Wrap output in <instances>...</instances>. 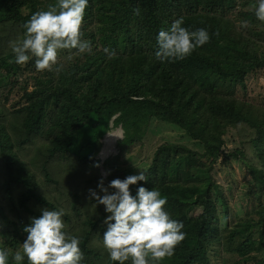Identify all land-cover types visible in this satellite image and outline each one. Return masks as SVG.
<instances>
[{
	"label": "trees",
	"instance_id": "obj_1",
	"mask_svg": "<svg viewBox=\"0 0 264 264\" xmlns=\"http://www.w3.org/2000/svg\"><path fill=\"white\" fill-rule=\"evenodd\" d=\"M55 2L0 0V27L10 26L22 38L32 13ZM254 4L255 0H89L81 33L91 50H60L58 63L63 68L35 76L31 90L27 78L23 100L12 107L11 95L35 63L33 58L16 64L11 50L16 40L0 30V247H7L10 256L22 251L27 235L23 229L30 217L39 216L43 208H63L65 230L80 238L83 264H118L109 259L102 241L104 220L110 215L104 205H95L81 191L68 190L58 206L42 194V184L53 182L51 170L57 164L52 163L59 161L68 162L69 174L77 181L82 177L97 192L101 178L105 186L114 178L123 179L110 160L104 165L107 178L96 166L101 163L103 138L121 127L120 144L134 145L156 118L186 130L205 148L199 156L183 146L161 145L146 170L147 180L130 186L133 195L140 185L157 188L167 198L165 209L184 224V239L162 264H211L212 253L238 238L244 240L229 250L238 258L233 264H264V258L253 255L264 251V201L254 211L257 219L236 220L226 227L222 215L228 217L230 204L216 168L220 159L236 160L264 197V103L254 105L239 97V90H247V77L264 70L263 22L256 19ZM180 17L190 31L206 28L210 39L184 59L161 62L155 57L156 35ZM230 130L240 140L233 151L226 147ZM32 148L37 156L29 167L21 153L34 152ZM194 156L201 168L190 178L179 168ZM39 161L42 184L33 172ZM86 172L93 175L85 178ZM74 214L77 225L72 224ZM257 227L258 240L252 236Z\"/></svg>",
	"mask_w": 264,
	"mask_h": 264
},
{
	"label": "clouds",
	"instance_id": "obj_2",
	"mask_svg": "<svg viewBox=\"0 0 264 264\" xmlns=\"http://www.w3.org/2000/svg\"><path fill=\"white\" fill-rule=\"evenodd\" d=\"M89 0H56L47 10L32 13L24 23L22 38L11 42L14 62L24 65L34 58L37 71L59 72L60 50H91L89 41L82 39L81 24ZM254 15L264 22V0H255ZM137 13L139 9L135 10ZM210 39L206 28L190 31L183 26V17L174 19L156 35L155 57L161 62L181 60ZM99 167V163L96 164ZM146 170L130 174L123 179L114 178L105 186L101 178L95 189H89L95 205H104L106 230L102 241L113 262L125 264H162L165 257L174 254L175 247L185 236L182 221L174 219L165 209L167 198L161 192L140 185L135 195L130 186L145 181ZM64 209L43 208L39 216L30 217L24 226L26 238L17 249L9 253L0 247V264H83L80 238L65 230Z\"/></svg>",
	"mask_w": 264,
	"mask_h": 264
},
{
	"label": "rangeland",
	"instance_id": "obj_3",
	"mask_svg": "<svg viewBox=\"0 0 264 264\" xmlns=\"http://www.w3.org/2000/svg\"><path fill=\"white\" fill-rule=\"evenodd\" d=\"M263 27L260 26L262 31H264V22L262 23ZM0 30L3 34H8L13 38V40H17L20 38L18 30H14L10 26H1ZM264 48V46H263ZM60 60V56L58 58ZM31 70L27 71L24 74V81L22 82V86L16 88L14 93L11 92L8 94L11 95L10 102L8 103L9 106H13L16 102H19L23 97L24 89L22 88L25 84V80L29 78L28 88L31 90L35 84L34 77L40 76V73H44V71L38 72L35 68L30 67ZM3 74V73H1ZM44 75V74H43ZM42 75V77H43ZM41 77V76H40ZM18 80V79H16ZM7 96V95H5ZM239 97L243 98L246 101H249L251 104L258 105L264 103V70H261L257 73L249 75L247 77V90L242 91L239 90ZM147 132L142 138V140L134 145H125L120 144L123 140L124 131L121 127L113 129L107 135L113 134L116 135L114 143L112 144V151L106 157L102 155V151L105 145V138H103L102 143L103 147L98 156L101 163L99 164L100 174L107 178L108 173L105 169V161L110 160V164L113 168L119 170L122 175L127 176L130 174H137L142 169L147 170L152 163L154 154L156 150L163 144H172L183 146L188 149H191L195 153L202 155L205 152L204 146L192 139L186 130L179 128L176 124L168 123L164 121H159L156 118H152L148 128L146 129ZM226 140V147L229 151H233L238 146L239 135L235 130H230L229 133L225 136ZM34 152L28 153L27 151L23 150L21 153V157L23 161L27 164V166L31 167V161L33 157L37 156V151L35 148H32ZM106 155V153H105ZM198 156H194L193 159H186L179 168V171H183L186 174H190L194 177L196 174L200 172L201 164L200 161L196 159ZM223 159L218 161L217 165V172L219 174V184L221 188L225 190V193L228 196V201L230 204L228 217L224 219V215H222V220L226 227L228 224H233L236 220L248 219V218H255L257 216L254 214L255 209L257 206L264 201V197L256 192V188L254 183L251 182V176H249L247 170L236 160H230L228 162H223ZM178 160L175 159L173 163H177ZM0 164H3L0 159ZM33 169L34 174L37 177L39 183L41 180L45 182V178L43 175L39 177V165L41 161L37 163ZM52 164L55 165L51 172H52V181L42 183V194L45 195L51 202L58 205V202L69 194L68 190H72L75 192L81 191L85 194L87 198H90L89 193V186L86 184L85 180L82 177H78L79 180L77 181L76 178H73L72 175L69 173L71 172V168L68 166V162L66 161H59L53 162ZM1 174V171H0ZM93 173H85V178H89ZM177 177V176H176ZM41 178V179H40ZM191 178V177H190ZM251 182V183H250ZM253 187V189H252ZM1 188V187H0ZM93 189V188H90ZM255 191V192H254ZM2 195V189L0 190V197ZM83 196V195H82ZM91 201V198L89 199ZM59 206V205H58ZM78 218H75V214L73 216L72 224L75 225ZM261 229L254 228L252 230V236L254 239L258 240L259 234ZM228 236V232L226 233ZM244 238H238L234 243L230 244L228 241L223 244V251L221 253L218 250L216 253H212L210 255L211 264H233L234 261L238 260L236 255L231 254L229 251L232 247L234 248L237 244L241 243ZM1 242V240H0ZM254 256H257L259 259L264 258V251L263 253H254ZM250 264V263H249Z\"/></svg>",
	"mask_w": 264,
	"mask_h": 264
},
{
	"label": "bare ground",
	"instance_id": "obj_4",
	"mask_svg": "<svg viewBox=\"0 0 264 264\" xmlns=\"http://www.w3.org/2000/svg\"><path fill=\"white\" fill-rule=\"evenodd\" d=\"M116 138V135H113V134H109L107 135V137L105 138V145H104V149L103 151L101 152L102 155H104L105 157L111 153L112 151V144L114 143L113 141L115 140ZM106 153V155H105Z\"/></svg>",
	"mask_w": 264,
	"mask_h": 264
}]
</instances>
